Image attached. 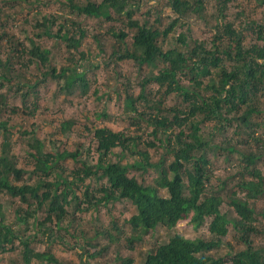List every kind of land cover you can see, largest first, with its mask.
<instances>
[{
  "label": "trees",
  "instance_id": "obj_1",
  "mask_svg": "<svg viewBox=\"0 0 264 264\" xmlns=\"http://www.w3.org/2000/svg\"><path fill=\"white\" fill-rule=\"evenodd\" d=\"M132 1L87 0L77 3L65 0V3L77 15L107 22L121 19L132 32L130 40L123 31L113 34L123 45L122 54L118 57L135 62L140 71L148 74L141 83L139 95L135 98L125 97L123 109L125 113H132L126 116L138 131L144 128L142 123H145V128L151 129L147 136L153 139L142 141L139 135L128 137L106 127L97 128L93 134L97 154L94 164L87 166L81 163L71 172L68 180L59 163L67 158L76 160L78 152L59 148L47 151L42 141L34 136L28 137L29 148L34 151L29 155L35 166L29 179L36 178L34 184H28L23 181L28 170L18 166L8 156L10 137L13 136L9 122L0 121V131L5 137L0 154V196L6 195L27 206L26 210L18 211L16 219L22 225V231H16L7 224L0 207V255L15 251V243L19 240L24 248V264H32L34 258L66 264L48 253H35L31 248L32 236L26 235V232L33 227L31 224L40 213L44 214V220L38 221L36 226L41 233L51 232L53 227L60 230L67 217L65 208L69 206V195L77 199L75 191L81 186L85 203L94 198L88 191V184L85 185V181L92 177L96 181L104 180L106 184L97 189L100 196L94 206L100 203L107 206L118 200H128L132 204L134 215L125 221L133 232V235L125 238L129 250L134 240L142 238L140 235L154 232L159 227L173 232L188 218L195 232L206 225L210 236L208 239H189L179 233H171L165 242L145 256L141 264H264V246H255L252 240V236L264 235V207L256 209V203L264 199V170L262 172L257 167L259 160L264 163V105H259V98H264V24L234 29L224 16L226 3L230 0H217L220 20L215 26L217 44L206 48L194 42L186 51L176 48L163 51L159 39H166L188 16L194 14L200 17L204 0H169L175 17L163 30L149 25L147 20L139 23L133 19L134 10L128 9L133 5ZM254 1L264 7V0ZM48 22V19H44L41 27H46ZM48 29L46 27L43 34L50 36ZM1 32L5 35L4 31ZM248 33L255 36L256 42L245 43ZM55 36L66 43L69 54L67 66H50L49 52L32 40L30 48L16 43L9 49L11 56L7 60L0 58V116L8 107L6 94L2 90L6 85H13V79L17 78L15 83L19 87H27L22 95L24 101L29 91H34L38 85L30 86L22 82L25 78L19 75L15 63H12L15 58L16 63L23 62L20 58H24V55H28L26 63L36 61L41 64L46 69L42 75L56 81L61 92L68 93L74 88L86 91L85 73L77 69L84 59V53L77 51L84 36L83 30L80 27L68 29L61 24ZM177 41L182 46L187 44L182 34ZM226 62L229 63L228 67ZM184 79L188 80L187 86L181 82ZM148 84L157 85L158 92L163 89L164 96L177 92L182 98L183 107L163 108L161 100L155 101L144 93ZM141 104L147 107L145 109L149 113L138 111ZM12 112L18 114L19 110L14 108ZM95 117L105 119L107 115L101 112ZM205 124H213V130L232 128L234 142H227L224 149L238 154L245 164L243 172L238 174L235 190L226 198L224 183H220L216 190L212 188L208 153L216 150V146L201 133ZM71 125L69 121L61 122L60 131H69ZM115 147L121 150L118 159L111 161L110 155ZM148 148L156 149L159 158L155 162L150 161ZM124 153L137 155L142 160L139 158L122 163ZM148 169H155L158 173L153 184L147 185L144 180L138 182L129 175L131 170H140L143 175ZM52 175L54 180L50 179ZM21 182L22 185H19ZM238 193H242L243 198H238ZM225 199L235 218H228L222 212ZM229 225L234 230L237 246L225 242ZM120 233L115 222L111 221L108 227L87 237L83 245L90 246V241L97 236L105 237L110 244L118 240ZM222 247L228 251L218 255L215 250L220 251ZM95 255L97 252L88 257ZM119 264H134V260L125 257L119 259Z\"/></svg>",
  "mask_w": 264,
  "mask_h": 264
},
{
  "label": "rangeland",
  "instance_id": "obj_2",
  "mask_svg": "<svg viewBox=\"0 0 264 264\" xmlns=\"http://www.w3.org/2000/svg\"><path fill=\"white\" fill-rule=\"evenodd\" d=\"M74 1L84 3L87 0ZM94 1L98 2L99 0ZM203 3L200 17L194 14L188 16L183 23L174 28L166 39H159L163 51L175 48L186 51L193 46L194 42L200 43L206 48H211L213 43H218V40L215 39V26L220 22L217 0H204ZM132 4L128 9L134 10L133 19L138 20L139 23L147 20L149 25H153L159 30L165 29L175 17L171 12L169 0H134ZM224 16L232 23L234 29H244L251 25L264 24V7L259 6L254 0H230L226 3ZM44 19L49 21L46 23V27L49 28L50 36L43 34L46 31V27H41ZM61 24H65L68 29L80 27L84 32L77 50L84 53V59L77 69L79 72L85 73L86 91L74 88L68 93L61 92L56 81L42 75L46 69L41 64L36 61L30 64L25 62L28 55L20 58L23 62L16 63L17 58H15L12 63H15L14 67L18 70L19 75L25 78L21 80L22 82L30 84V86L38 84L37 87L34 88V91H29L26 101L22 95L27 91V87L16 85L17 78L13 79V85H6L2 90V93L6 94L8 107L0 116V121L8 120L10 131L13 133V136L10 137L11 146L8 148V156L18 166L28 170V174L24 176L23 180L28 184H34L36 179L35 177L29 179L35 166L34 160L29 155L32 150L28 145V137L34 136L42 141L47 151H55L59 148L68 152H78L76 160L67 158L59 163V167L65 170L63 175L69 177L68 180H70L71 172L79 168L81 163L87 166L94 164L97 154L93 134L97 128L106 127L113 132H122L128 137L139 135L142 136V141L153 139L147 136L151 129L145 128V123H142L144 128L138 131L137 126L132 125L126 116L132 115V113H125L123 109L125 97L135 98L139 95L141 83L148 73L140 71L135 62L118 57L122 54L123 45L115 39L113 34L123 31L127 33L129 40L132 36V32L123 25L121 19L107 22L77 15L66 6L65 0H0V28L5 33L4 35L0 31V58L7 60L11 56L9 49L16 43L30 48V40H32L41 49L49 52L50 66L60 68L69 65L66 43L55 36L59 33ZM180 34L185 36L186 46H182L177 41ZM129 40H127L128 43H130ZM253 42H256L255 36L251 33L246 34L245 43ZM71 54L76 56L74 53ZM225 65L228 67L229 63L226 62ZM181 82L185 86L189 84L187 79ZM157 90V85L148 84L145 86L144 93L155 101L161 100L165 109L183 107L182 98L177 92L164 96L163 89H159V92ZM259 101V105L263 106L264 98H259ZM14 108L19 110L18 114L12 112ZM145 108L147 107L141 104L138 111L144 110L149 113V110ZM101 112H105L107 115L105 119L95 117ZM66 121L71 122L72 125L69 131L62 133L60 123ZM201 131L204 138L216 146V150L208 153L212 171V188L216 190L220 183H224V197L226 198L231 191L235 190L238 174L243 172L245 166L238 154H231L224 149L227 142H234L232 138L235 136L232 134V128L213 130V124L203 125ZM25 132L27 133L25 134ZM4 141L5 137L0 131V154ZM120 150L118 147L112 150L111 161L118 159ZM155 150L148 148L151 162H155L159 158ZM158 152L161 153L160 150ZM139 158L142 160L137 155L132 156L129 153H124V158L120 162L130 163L134 159L139 160ZM257 167L263 172L264 163L259 160ZM129 175L134 176L138 182L144 180L145 184L149 185L153 184L158 173L155 169H148L147 173L142 175L140 170H131ZM50 179L54 180V176L52 175ZM86 184H88L89 193L94 198L89 203H85L84 197L81 196L83 191L81 186L75 191L77 199L69 195V206L65 208L67 217L60 230L53 227L51 232L41 233L36 224L38 221L44 220L42 213L37 216L36 221L32 222L33 227H30L26 235L32 236L31 248L35 253H48L56 260L66 264H119V259L125 257L132 258L134 264H141L145 256L157 245L165 242L171 233L176 232L189 239H208L210 237L206 225L195 232L190 226L188 218L180 223L173 232H166L159 227L154 232L140 235L142 238L134 240L132 249L129 250L125 238L133 235V232L126 226L125 221L134 215L132 204L128 200H118L107 206H103L102 203L94 206L100 196L96 192L97 189L106 184L104 180L96 181L92 177L85 181ZM237 196L243 198L242 193H238ZM0 207L4 212L7 224L13 226L16 231H22V225L18 224L16 219L18 211L26 210L27 206H22L18 200H12L3 195L0 196ZM262 207H264V199L256 203L257 210ZM221 210L228 218L236 217L232 208L226 203V199ZM111 221H114L116 227L121 231L117 242L109 244L105 237L97 236L90 241V246L83 245L87 237H91L96 231L105 229ZM252 240L255 246H264L263 234L252 236ZM225 242L237 246L231 225L228 227ZM23 249L20 241H16L15 251L1 253L0 264H24ZM215 251L221 255V253H227L228 250L226 247H222L220 251L219 249ZM96 252L97 255L94 257H88L89 254ZM32 264L55 263H50L47 259L34 258Z\"/></svg>",
  "mask_w": 264,
  "mask_h": 264
}]
</instances>
